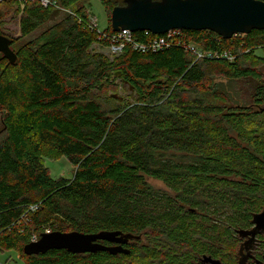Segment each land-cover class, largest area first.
I'll use <instances>...</instances> for the list:
<instances>
[{"label":"trees","instance_id":"16d2710c","mask_svg":"<svg viewBox=\"0 0 264 264\" xmlns=\"http://www.w3.org/2000/svg\"><path fill=\"white\" fill-rule=\"evenodd\" d=\"M50 1H0L21 13L15 62L0 53V250L24 264L226 261L223 248L264 207V28L230 39L181 31L232 60L196 59L178 46H126L110 58L93 50L109 42L81 0ZM100 2L110 34V12L123 0ZM133 36L146 41L142 31ZM214 76L250 84L248 102L211 89ZM116 81L133 90L131 102L115 93L119 104L106 108L92 97ZM58 157L74 167L71 178L50 176L44 159ZM148 177L168 191L151 189ZM46 231H120L131 236L129 253L24 254Z\"/></svg>","mask_w":264,"mask_h":264},{"label":"water","instance_id":"95a60500","mask_svg":"<svg viewBox=\"0 0 264 264\" xmlns=\"http://www.w3.org/2000/svg\"><path fill=\"white\" fill-rule=\"evenodd\" d=\"M109 20L113 32L128 29L160 35L172 29L210 30L223 39H230L237 34L264 28V0H123L122 5L112 8ZM10 41L0 33V53L13 63L16 54L10 47ZM252 222L259 228L264 227V209L253 214ZM130 238L120 231H53L42 233L37 240L24 245L22 250L26 255L59 249L80 254L97 251L128 254L129 250L122 245ZM98 241L117 245L105 246ZM203 260L224 264L219 259L206 256Z\"/></svg>","mask_w":264,"mask_h":264},{"label":"rangeland","instance_id":"374dc122","mask_svg":"<svg viewBox=\"0 0 264 264\" xmlns=\"http://www.w3.org/2000/svg\"><path fill=\"white\" fill-rule=\"evenodd\" d=\"M85 6L87 11L90 13V18L92 17L97 26V31H103L106 29L108 20L106 12L100 2V0H81L78 3V6ZM7 6L0 5V30L2 33L10 39L17 40L20 35V28H19V18L21 13H15L14 9L11 8L10 10L7 9ZM60 15L56 17L59 19ZM56 21V20H55ZM49 24H45L41 26L37 30H35L31 35L25 37V40L31 39L39 35ZM17 44L15 43L12 48H17ZM197 46V45H196ZM199 49L204 50V48L197 46ZM94 51H98L110 58L116 56L109 52L108 48H100L98 45L93 46ZM257 53L260 54V50H257ZM261 56V55H260ZM233 59V56H232ZM231 59V60H232ZM264 71V67H263ZM117 86L106 87L102 89L99 93H93V96L96 100H98L102 105H106V108H110L114 105H118L119 102L117 100L110 101V98L113 94H118L124 100L128 99L131 102V97L134 96L133 90L127 86L126 84H122L120 81H116ZM121 84V85H120ZM211 89H215L217 93L225 95V96H233V95H241L247 100L250 98V84L247 82H239V83H226V81L221 76H214L211 79ZM1 116V113H0ZM44 166L49 170L50 176L52 178H71L73 175L74 167L69 163V161L65 157H58L55 159H44ZM149 186L151 189L155 191H165L167 192V188L165 184L161 181L153 179V178H146ZM206 227V224H205ZM70 232V231H67ZM196 236V235H195ZM142 244L147 243V239L142 238ZM236 242L230 244L229 246L223 248V255H226V260H230L232 255L236 252ZM232 254V255H231ZM230 255V256H229ZM20 255L17 254L14 250H0V264H24V260L19 257ZM218 259V258H216Z\"/></svg>","mask_w":264,"mask_h":264},{"label":"built area","instance_id":"2783aa9c","mask_svg":"<svg viewBox=\"0 0 264 264\" xmlns=\"http://www.w3.org/2000/svg\"><path fill=\"white\" fill-rule=\"evenodd\" d=\"M39 2L41 3V5L47 6L50 4L51 1L39 0ZM90 20H91L90 21L91 27L97 30L95 20L92 17L90 18ZM181 31L182 30L180 29H172L160 35H153L148 31H142L146 35V41L144 42H137V40L133 36L134 32H131L128 29H122L117 32H112L110 34H107L103 31H97V32H99L100 36L103 37V39L105 38V40L109 42V47H108L109 52H111L114 55L120 54L122 49L126 46H130L132 49L138 50L140 52H148V51L156 52L164 48H168L170 46H178L183 48L185 51L191 53L193 56H195L196 59H204V58L206 59L226 58L229 60L232 59V56L228 51H218V50L212 51L206 49L202 50L191 42L188 43L186 41H183L181 37ZM147 34H151V35L148 36Z\"/></svg>","mask_w":264,"mask_h":264},{"label":"flooded vegetation","instance_id":"af4514ba","mask_svg":"<svg viewBox=\"0 0 264 264\" xmlns=\"http://www.w3.org/2000/svg\"><path fill=\"white\" fill-rule=\"evenodd\" d=\"M260 209L257 212H260ZM255 212V213H257ZM254 213V214H255ZM253 214L251 215L247 225L237 229V240H236V252L232 255L230 260L222 261L224 264H264V227L259 228L252 222ZM99 243L105 246L117 245L116 243L108 241H98ZM122 246L126 247V244ZM97 252H106L107 251H97ZM84 254V253H83ZM110 254V253H109ZM204 256L209 257L210 259H216L210 255H202L196 257L192 264H212L210 261H204Z\"/></svg>","mask_w":264,"mask_h":264}]
</instances>
